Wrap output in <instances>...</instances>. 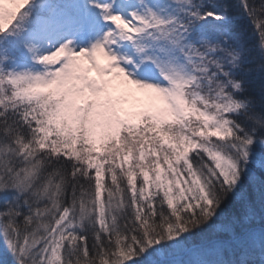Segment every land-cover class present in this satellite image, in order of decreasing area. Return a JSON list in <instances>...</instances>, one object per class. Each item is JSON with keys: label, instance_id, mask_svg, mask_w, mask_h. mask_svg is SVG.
<instances>
[{"label": "snow or ice", "instance_id": "snow-or-ice-1", "mask_svg": "<svg viewBox=\"0 0 264 264\" xmlns=\"http://www.w3.org/2000/svg\"><path fill=\"white\" fill-rule=\"evenodd\" d=\"M0 264H264V0H0Z\"/></svg>", "mask_w": 264, "mask_h": 264}]
</instances>
